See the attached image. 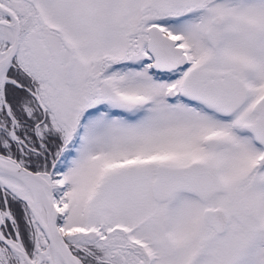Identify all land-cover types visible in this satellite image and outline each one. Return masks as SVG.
<instances>
[{"label":"snow or ice","instance_id":"obj_1","mask_svg":"<svg viewBox=\"0 0 264 264\" xmlns=\"http://www.w3.org/2000/svg\"><path fill=\"white\" fill-rule=\"evenodd\" d=\"M0 264H264V0H0Z\"/></svg>","mask_w":264,"mask_h":264}]
</instances>
